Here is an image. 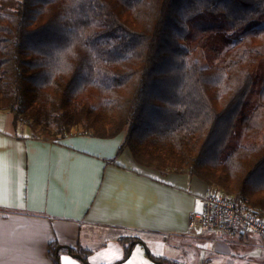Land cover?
Returning a JSON list of instances; mask_svg holds the SVG:
<instances>
[{"label":"trees","instance_id":"trees-1","mask_svg":"<svg viewBox=\"0 0 264 264\" xmlns=\"http://www.w3.org/2000/svg\"><path fill=\"white\" fill-rule=\"evenodd\" d=\"M263 13L264 0H0V111L33 139L123 133L117 153L264 215Z\"/></svg>","mask_w":264,"mask_h":264},{"label":"crops","instance_id":"crops-1","mask_svg":"<svg viewBox=\"0 0 264 264\" xmlns=\"http://www.w3.org/2000/svg\"><path fill=\"white\" fill-rule=\"evenodd\" d=\"M16 127L0 111V264H159L151 256L181 264L193 246L197 264H264L259 235L191 234L207 184L117 153L123 133L48 141Z\"/></svg>","mask_w":264,"mask_h":264},{"label":"built area","instance_id":"built-area-1","mask_svg":"<svg viewBox=\"0 0 264 264\" xmlns=\"http://www.w3.org/2000/svg\"><path fill=\"white\" fill-rule=\"evenodd\" d=\"M201 206L190 213L191 234L212 233L234 237L243 232L264 238V215L248 210L245 201L237 202L222 191L208 187L200 197Z\"/></svg>","mask_w":264,"mask_h":264},{"label":"rangeland","instance_id":"rangeland-1","mask_svg":"<svg viewBox=\"0 0 264 264\" xmlns=\"http://www.w3.org/2000/svg\"><path fill=\"white\" fill-rule=\"evenodd\" d=\"M253 24H256V25H264V13L262 14L261 18L260 19H257L255 21L252 22ZM260 68V66L257 68H255L254 70V73L256 74L258 72V69ZM253 80L255 81L256 80V77L253 78ZM16 131L18 133H20L21 135H24L27 133V128L25 125H22V124H18L17 127H16ZM73 133L75 132H78L80 133L81 131L79 129H75L72 131ZM130 244V243H129ZM128 244V245H129ZM192 244V243H191ZM194 244V243H193ZM194 249H193V254L192 256L190 257V259L188 260L187 258L185 257H181V259L179 260V263L181 264H197V261H195V256L194 254L196 255L197 251L199 250L198 248L196 249L195 246H193ZM56 248V247H55ZM145 251V250H144ZM61 253V252H60ZM219 259H216L214 260V264H226L223 260V258H220L218 257ZM58 262H59V258H58ZM173 262V261H172ZM211 262H213L212 260L210 262H207L206 264H210ZM223 262V263H222ZM60 264V263H59ZM164 264H170V262H164ZM172 264H176L175 262H173ZM244 264H249L248 262H245Z\"/></svg>","mask_w":264,"mask_h":264},{"label":"water","instance_id":"water-1","mask_svg":"<svg viewBox=\"0 0 264 264\" xmlns=\"http://www.w3.org/2000/svg\"><path fill=\"white\" fill-rule=\"evenodd\" d=\"M129 247H131V244L129 245ZM127 255H129V252H128V254ZM76 258H79V259H82L81 258V256L80 255H74ZM85 264H89V263H87V262H85V261H83ZM157 263H159V264H164L163 262H161V261H159V262H157Z\"/></svg>","mask_w":264,"mask_h":264}]
</instances>
